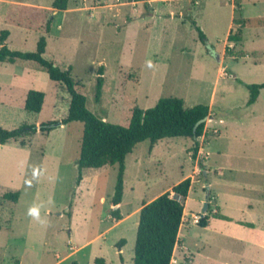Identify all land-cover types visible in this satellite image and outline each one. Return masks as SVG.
<instances>
[{"label":"rangeland","instance_id":"rangeland-1","mask_svg":"<svg viewBox=\"0 0 264 264\" xmlns=\"http://www.w3.org/2000/svg\"><path fill=\"white\" fill-rule=\"evenodd\" d=\"M53 1L0 0V33L8 30L7 46L22 52L46 37L44 57L71 69L98 117L126 125L134 108L168 97L210 111L197 153L195 141L181 137L153 149L147 140L127 155L117 221L111 200L119 165L85 169L77 182L84 125L61 124L70 105L65 84L34 62L0 63V128L59 122L25 146L0 144V264H133L143 204L174 196L187 178L172 264H264V89L253 105L248 89L264 83V0H71L66 11ZM240 30L241 41L229 42ZM30 90L46 95L40 113L24 109ZM15 192L17 202L3 198ZM32 207L39 219L28 215Z\"/></svg>","mask_w":264,"mask_h":264},{"label":"trees","instance_id":"trees-1","mask_svg":"<svg viewBox=\"0 0 264 264\" xmlns=\"http://www.w3.org/2000/svg\"><path fill=\"white\" fill-rule=\"evenodd\" d=\"M70 2L71 0H54L52 6L60 11H66L69 9ZM193 26L199 32L201 41L205 43L206 37L194 20ZM242 34L240 30L238 34L230 35L228 41L239 42ZM9 35L8 30L0 33V63L14 64L19 60L37 63L47 70L51 81L65 84L70 94L68 115L61 121V124L81 122L84 125L77 160L79 169L77 182L79 184L82 182L85 169L119 165L118 179L111 200L113 219L117 221L123 219L120 206L124 196L125 160L138 144L148 140L153 149L154 145L164 139L191 138L195 141L194 152H198L199 139L204 136L206 124L196 125L209 115L208 106L197 105L185 108L181 99L161 98L153 108L147 110L134 108L126 125L110 123L87 108V98L76 89L77 85L71 76V69L61 70L55 66L54 62L44 57L47 47L46 37L39 39L34 52H22L11 50L7 46L6 41ZM104 83V67H100L96 85L98 98L101 96ZM248 89L250 91L249 105H253L259 98L260 90L264 89V83L249 85ZM45 97V93L41 91L30 90L26 96L24 109L28 112L40 113L43 110ZM58 124L59 122H49L42 124L40 128L34 125H23L15 130L0 128V144L5 145L11 140H22L21 145L25 146L24 139L32 137L39 130L50 132ZM191 184V178H187L173 187L174 196L166 192L152 202L143 204L139 212L133 264H172ZM19 196L20 192L6 193L3 198L17 202ZM208 221L209 218L205 215L198 224L206 228L209 226ZM122 242L125 243L124 240ZM95 263L106 264L102 258L96 259Z\"/></svg>","mask_w":264,"mask_h":264},{"label":"clouds","instance_id":"clouds-1","mask_svg":"<svg viewBox=\"0 0 264 264\" xmlns=\"http://www.w3.org/2000/svg\"><path fill=\"white\" fill-rule=\"evenodd\" d=\"M37 175H38V170L34 169L33 170V177L35 178ZM26 183L29 187L31 186V180L27 181ZM28 215L30 217H33L34 219H39L38 210L35 207L29 208Z\"/></svg>","mask_w":264,"mask_h":264},{"label":"water","instance_id":"water-1","mask_svg":"<svg viewBox=\"0 0 264 264\" xmlns=\"http://www.w3.org/2000/svg\"><path fill=\"white\" fill-rule=\"evenodd\" d=\"M208 120V116L205 117L204 119L200 120L196 126L202 124V123H206V121ZM208 209V203L205 204V208H204V214H203V217L205 216V212L207 211Z\"/></svg>","mask_w":264,"mask_h":264},{"label":"crops","instance_id":"crops-1","mask_svg":"<svg viewBox=\"0 0 264 264\" xmlns=\"http://www.w3.org/2000/svg\"><path fill=\"white\" fill-rule=\"evenodd\" d=\"M202 150H204L203 148H202ZM151 202V201H150ZM150 202H148V203H150ZM143 207V206H142Z\"/></svg>","mask_w":264,"mask_h":264},{"label":"built area","instance_id":"built-area-1","mask_svg":"<svg viewBox=\"0 0 264 264\" xmlns=\"http://www.w3.org/2000/svg\"><path fill=\"white\" fill-rule=\"evenodd\" d=\"M198 222H199V220H198Z\"/></svg>","mask_w":264,"mask_h":264}]
</instances>
